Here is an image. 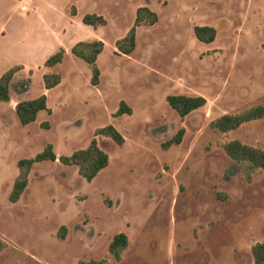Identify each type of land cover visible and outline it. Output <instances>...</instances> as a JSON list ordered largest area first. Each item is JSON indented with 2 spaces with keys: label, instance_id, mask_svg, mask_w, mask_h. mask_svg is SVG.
<instances>
[{
  "label": "rangeland",
  "instance_id": "rangeland-1",
  "mask_svg": "<svg viewBox=\"0 0 264 264\" xmlns=\"http://www.w3.org/2000/svg\"><path fill=\"white\" fill-rule=\"evenodd\" d=\"M21 3L23 10L0 0V75L21 66L9 101H0V264H253L251 246L264 240V169L247 174L223 145L237 139L264 150V118L227 132L209 122L264 104V0ZM140 6L156 21L136 26L133 50L122 53L115 41ZM91 12L106 23L83 24ZM196 25L213 27V40L199 41ZM90 39L104 43L95 85L89 66L70 52ZM59 47L62 61L45 66ZM51 72L61 79L46 89L42 75ZM42 93L50 112L20 124L15 104ZM169 94L200 95L205 103L180 117ZM120 100L131 112L114 116ZM107 124L121 145L96 133ZM180 127L181 141L164 147ZM92 138L108 164L90 181L74 165L38 161L19 198L8 200L18 159L47 143L56 156L69 155ZM118 232L128 243L114 259L108 244Z\"/></svg>",
  "mask_w": 264,
  "mask_h": 264
},
{
  "label": "trees",
  "instance_id": "trees-1",
  "mask_svg": "<svg viewBox=\"0 0 264 264\" xmlns=\"http://www.w3.org/2000/svg\"><path fill=\"white\" fill-rule=\"evenodd\" d=\"M156 21L155 12L146 6H140L136 9L135 18L132 26L127 33L115 41V47L122 53L129 54L135 46V27L140 24L151 25ZM81 22L91 26L93 29L106 23L105 18L97 13H84L81 16ZM195 37L202 42H211L214 38L215 30L208 25L194 26ZM104 43L100 39L79 40L74 43L70 52L75 57L83 60L90 68V82L95 85L98 83L99 69L96 59L103 50ZM64 49L50 54L45 60V66H54L62 61ZM21 68L20 65H13L0 75V101H9V82L12 75ZM60 75L57 72L44 73L42 75L43 87L46 89L56 86L60 82ZM166 101L176 113L183 117L192 110L201 107L205 103V98L200 95L169 94ZM16 117L20 124L25 125L36 119L39 111L50 112L46 104V95L44 93L29 99L18 101L14 106ZM131 109L123 100H120L114 116L123 113H130ZM264 118V104H255L236 113H224L209 122V128L218 132H227L238 128L241 124ZM46 127V122L42 123ZM97 134L109 136L118 145L123 143L122 135L112 126L107 124L96 130ZM184 129L180 127L175 135L163 143L164 147L172 144H178L183 136ZM227 155L238 165L244 167L245 172L249 174L255 169H264V150L254 146L242 143L237 139L230 140L223 145ZM58 159L63 164L74 165L77 172L86 181H90L95 175L108 164V155L92 138L86 147L74 150L69 155L56 156L50 143L34 154L32 157L20 158L16 162L18 173L13 180L8 200L15 202L23 192L27 184V175L33 163L43 160ZM61 228L64 229V226ZM127 236L123 232L116 233L108 244V252L114 259H119L120 252L127 246ZM4 247L0 239V250ZM251 255L253 264H264V240L254 243L251 246ZM103 259L80 260L78 264H102ZM16 264V263H12Z\"/></svg>",
  "mask_w": 264,
  "mask_h": 264
},
{
  "label": "crops",
  "instance_id": "crops-1",
  "mask_svg": "<svg viewBox=\"0 0 264 264\" xmlns=\"http://www.w3.org/2000/svg\"><path fill=\"white\" fill-rule=\"evenodd\" d=\"M14 2H15V5L17 6V7H19L20 8V10H23V6L21 5L22 3V0H14ZM32 12V11H31ZM33 12H34V10H33ZM91 27V26H90ZM17 64H21L20 62H16Z\"/></svg>",
  "mask_w": 264,
  "mask_h": 264
}]
</instances>
